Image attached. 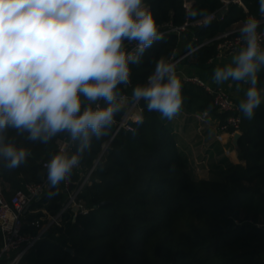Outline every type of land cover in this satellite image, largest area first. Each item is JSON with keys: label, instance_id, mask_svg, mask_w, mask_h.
Masks as SVG:
<instances>
[{"label": "trees", "instance_id": "16d2710c", "mask_svg": "<svg viewBox=\"0 0 264 264\" xmlns=\"http://www.w3.org/2000/svg\"><path fill=\"white\" fill-rule=\"evenodd\" d=\"M144 2L164 38L147 49L139 65H130V83L118 86L120 98L127 94L129 103L134 100L133 89L146 83L159 58L171 61L178 55L181 38L189 49L248 15L259 18V0H245L249 12L230 3L222 18L191 24L179 34L174 27L218 13L223 0H191L189 5L185 0ZM217 52L216 42L204 43L195 50L197 64ZM259 83L264 88V73ZM182 96L186 110L217 111L212 95L194 83L182 82ZM120 98L115 123L106 135L93 138L80 168L71 173L77 181L99 159L82 193L89 211L76 217L72 209L65 212L61 224L50 227L26 254L24 264H264V104L251 120L241 113L240 161L212 164L210 176L198 178L178 146L172 121L149 112L143 101L142 117L129 121L133 129L122 127L111 139L128 109ZM100 104L106 106L104 101ZM9 136L30 149L31 155L13 170L0 164V183L7 195L28 182L46 181L43 163L59 152L56 140L68 137L61 133L42 144L15 131ZM66 196L63 183L55 188L48 184L43 195L32 201L30 208L37 211L26 214L25 230L37 234L33 222L45 215L41 209L57 214ZM104 200L107 203L100 206Z\"/></svg>", "mask_w": 264, "mask_h": 264}, {"label": "clouds", "instance_id": "9594fccd", "mask_svg": "<svg viewBox=\"0 0 264 264\" xmlns=\"http://www.w3.org/2000/svg\"><path fill=\"white\" fill-rule=\"evenodd\" d=\"M258 11L259 18L248 15L243 21L239 47L212 77L217 84L234 82L237 93L248 85L238 110L249 120L264 103V88L258 87L264 0ZM163 38L144 0H0V164L13 170L31 155L10 131L42 144L66 133L75 151L61 150L45 167L53 188L69 178L93 138L106 135L115 123L121 111L118 86L130 83V65H139ZM132 96L149 112L176 117L183 96L175 63L159 58Z\"/></svg>", "mask_w": 264, "mask_h": 264}, {"label": "built area", "instance_id": "2783aa9c", "mask_svg": "<svg viewBox=\"0 0 264 264\" xmlns=\"http://www.w3.org/2000/svg\"><path fill=\"white\" fill-rule=\"evenodd\" d=\"M185 1H187V5H189L191 2V0ZM239 1L240 0H223L224 7H227L230 3H238ZM216 17H218L217 13H211L195 21L186 20L182 25L176 26L173 29L178 33H183L191 24L202 25L215 19ZM242 23L243 21L235 26H231L229 29L223 32H220L214 37L206 39L202 43L194 45L185 54L193 52L201 47L204 43L209 42H216L218 51L216 56H222L233 52L239 47L238 29ZM261 30H264V24L261 25ZM134 47L135 43L127 45L129 50L133 49ZM183 56L184 54L173 56L170 62L175 63V65L178 67V64ZM184 80L186 82L194 83L203 87L208 93L212 95L214 106L220 113L224 115V118L216 132V138L220 141H224V134H230V145L226 146L225 149L227 153H230L234 146L233 139L235 133L241 132L242 115L238 110L239 103L236 101L230 91L223 85L212 84L197 75H185ZM127 96V94H123L120 99L123 100ZM138 105H140V102H136L135 100H133L128 105V109L123 118L117 123V127L111 139L122 127L133 129V126L129 121L133 119L131 113L132 109ZM205 111L201 113L202 120H206L209 117L208 111V115H204ZM56 145L59 152L61 150L67 151L69 153L73 152L74 145L71 143L68 137L58 138L56 140ZM98 160L99 159H97L94 164L86 171L81 172V176L77 181H74L70 175L69 178L61 182L63 183L64 190L67 192L66 200L57 214H50L45 208L41 209L45 215H42L40 219L33 222L39 228L37 234H33L25 230V217L29 211H37V209L30 208L31 203L33 200L43 195L47 185L49 184L48 181L28 182L24 185V187L14 190L9 195L6 194L4 185L0 183V264H24L26 254L35 246L37 241L50 227L56 224H61L65 212L72 209L74 217H76L78 213H87L89 211V207L86 205V200L82 196V193L86 185L91 182V176L96 169ZM47 163L48 161H44V166ZM76 168H80V164ZM28 206L30 207L28 208Z\"/></svg>", "mask_w": 264, "mask_h": 264}, {"label": "crops", "instance_id": "0c3cea01", "mask_svg": "<svg viewBox=\"0 0 264 264\" xmlns=\"http://www.w3.org/2000/svg\"><path fill=\"white\" fill-rule=\"evenodd\" d=\"M235 4L239 8H244L246 13L249 12L245 0H240ZM227 8L228 6L226 9ZM240 22L242 21L238 20L234 22L232 26H235ZM189 49L185 48V39L181 38V45L179 46L178 55L184 54V56L178 64L177 74L180 76L181 82L183 83H190L184 80L185 75H197L212 84H217L212 79L214 68L228 63L232 53L234 52L233 51L222 56H216L204 64H197V59L194 55L195 51L185 54ZM263 73L264 69L261 70L259 78ZM220 85H223L228 90H230L238 103L240 99L244 98V91L248 87V85H242L241 91L237 93L234 82H225ZM261 85L262 84L259 83L258 87L262 88ZM121 101L124 104H130L129 96ZM205 110L209 112V117L206 120H202L201 113ZM131 113L133 119H140L142 117L141 105L134 107ZM223 118L224 115L218 110L211 111L208 109H197L194 111H189L182 106L180 113L171 119L173 123V133L176 135L178 146L183 151L184 156L187 159L189 169L193 175L198 178H208L210 176V166L212 164L223 162V160L226 159L233 162L240 161L238 150L235 145L233 146L230 153L225 151L226 146L230 145L229 141L231 136L229 133L224 134V141H220L216 138V132Z\"/></svg>", "mask_w": 264, "mask_h": 264}, {"label": "water", "instance_id": "95a60500", "mask_svg": "<svg viewBox=\"0 0 264 264\" xmlns=\"http://www.w3.org/2000/svg\"><path fill=\"white\" fill-rule=\"evenodd\" d=\"M226 7H224L221 11H219L218 13H217V16H218V18H222L223 17V15H224V13L226 12ZM242 135V132H236L235 133V135H234V145L236 146V148H237V146H238V140H239V138H240V136ZM107 203V200H104V201H102V202H100V206H102V205H104V204H106ZM30 206H28V208H29ZM27 208V209H28ZM75 210H76V208H75ZM71 252H74V249L73 248H71V247H69L68 248Z\"/></svg>", "mask_w": 264, "mask_h": 264}, {"label": "rangeland", "instance_id": "374dc122", "mask_svg": "<svg viewBox=\"0 0 264 264\" xmlns=\"http://www.w3.org/2000/svg\"><path fill=\"white\" fill-rule=\"evenodd\" d=\"M230 91V90H229ZM230 93L232 94V92L230 91Z\"/></svg>", "mask_w": 264, "mask_h": 264}]
</instances>
